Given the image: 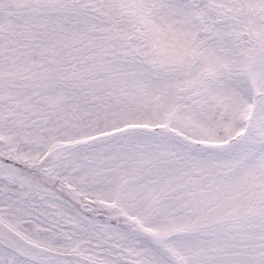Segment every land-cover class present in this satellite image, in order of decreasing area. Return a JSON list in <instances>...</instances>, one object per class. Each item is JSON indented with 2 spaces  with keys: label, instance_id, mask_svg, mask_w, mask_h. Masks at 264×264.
<instances>
[{
  "label": "snow or ice",
  "instance_id": "snow-or-ice-1",
  "mask_svg": "<svg viewBox=\"0 0 264 264\" xmlns=\"http://www.w3.org/2000/svg\"><path fill=\"white\" fill-rule=\"evenodd\" d=\"M0 264H264V0H0Z\"/></svg>",
  "mask_w": 264,
  "mask_h": 264
}]
</instances>
